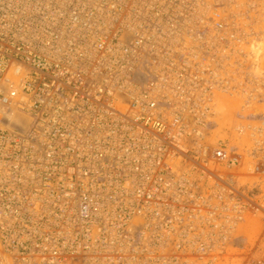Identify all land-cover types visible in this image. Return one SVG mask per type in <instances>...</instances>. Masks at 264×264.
Here are the masks:
<instances>
[{"label":"built area","instance_id":"built-area-1","mask_svg":"<svg viewBox=\"0 0 264 264\" xmlns=\"http://www.w3.org/2000/svg\"><path fill=\"white\" fill-rule=\"evenodd\" d=\"M207 4L0 0V264L240 259L256 127L215 99L254 84Z\"/></svg>","mask_w":264,"mask_h":264},{"label":"rangeland","instance_id":"rangeland-1","mask_svg":"<svg viewBox=\"0 0 264 264\" xmlns=\"http://www.w3.org/2000/svg\"><path fill=\"white\" fill-rule=\"evenodd\" d=\"M205 14L219 13L225 23L234 27L240 41V80L251 82L254 98L240 93H218L215 109L224 126L231 127L236 118L241 123L256 127L255 137L248 130L241 138L242 147H256L255 158H247L242 170L241 184L245 190L264 192V0H207ZM228 10V11H227ZM244 117V119H243ZM255 164L256 170L251 169ZM239 260L230 264H252L264 255V214L246 215L240 225Z\"/></svg>","mask_w":264,"mask_h":264},{"label":"bare ground","instance_id":"bare-ground-1","mask_svg":"<svg viewBox=\"0 0 264 264\" xmlns=\"http://www.w3.org/2000/svg\"><path fill=\"white\" fill-rule=\"evenodd\" d=\"M228 11V10H227Z\"/></svg>","mask_w":264,"mask_h":264}]
</instances>
